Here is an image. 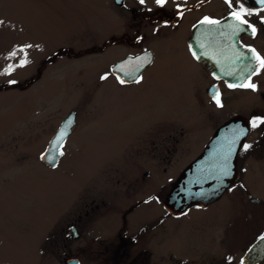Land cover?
<instances>
[{"label": "rangeland", "instance_id": "1", "mask_svg": "<svg viewBox=\"0 0 264 264\" xmlns=\"http://www.w3.org/2000/svg\"><path fill=\"white\" fill-rule=\"evenodd\" d=\"M188 5L196 9L176 19V9ZM227 6L225 0H168L163 8L155 0L144 4L125 0L123 8L112 0H0V21L4 22L0 25V87L36 78L26 88L0 90V264H64L66 258L76 256L79 246L75 240L66 241L65 231L77 216V191L97 180L103 165L123 158L128 142L146 128L162 126L163 139L173 125L182 127L188 152L178 149L177 156L185 155L189 161L200 152L213 125L203 120L205 109L194 98L197 89L206 87L208 76L192 57L186 40L201 15L222 17ZM163 16L167 25L161 23ZM257 18L264 19V13L253 20ZM140 20L144 22L141 29ZM127 25L133 28L130 34L124 30ZM136 27L144 34L139 44L131 41ZM125 36L130 37L129 45L121 43L101 52L91 48L101 47L107 37ZM27 44L33 45L27 49L30 63L11 75L2 74L23 55L10 59L9 53ZM142 48L155 53L142 84L118 88L111 80L98 79L107 64ZM60 50H71L73 56L60 54L53 59ZM256 107L263 110L264 103L258 99ZM71 111L78 115L76 127L58 166L49 169L41 163L40 154ZM133 143L130 147H138ZM130 151L128 159L133 163L137 152ZM113 185V191L118 189L115 181ZM148 187L157 189V184ZM146 209L142 207L130 223L146 219ZM195 215L199 226L205 213ZM93 230L88 222L87 238ZM169 233L173 235V229ZM213 236L207 227L200 238ZM230 242L229 252H234L236 243ZM82 263L93 261L85 257Z\"/></svg>", "mask_w": 264, "mask_h": 264}, {"label": "flooded vegetation", "instance_id": "2", "mask_svg": "<svg viewBox=\"0 0 264 264\" xmlns=\"http://www.w3.org/2000/svg\"><path fill=\"white\" fill-rule=\"evenodd\" d=\"M189 6L177 8L174 14L176 19L183 17V15L178 16V12L185 13L196 9V6ZM245 6L254 10L264 8L254 4L253 0H248ZM230 11L227 6L222 17L203 14L197 20L196 26L205 16L228 23ZM260 13L264 11H259ZM255 16L258 15L246 17L257 28L255 37L250 31L242 32L238 38L237 48L244 51L245 49L240 48L239 45L250 46L264 56V23L261 22L262 18L253 20ZM150 21H154L153 17ZM161 23L168 24L165 16ZM174 23L173 21V25ZM143 25L144 22L140 20L139 28L141 29ZM139 28L136 27L137 31L135 29L133 32L136 36L130 39L134 44L142 43L141 36L144 34ZM124 30L130 34L133 28L127 25ZM192 30L186 40L187 47ZM149 34L154 35L152 32ZM158 34L160 31L156 35ZM129 38V36L107 37L101 47L91 48L92 50L98 48L93 51L101 52L121 43L129 45ZM221 45H224V42ZM146 49L150 48H142L135 53L127 52L116 58L115 62L107 64L106 71L101 72L98 79L101 80V76L107 74L108 78L101 81L111 80V85L118 88L142 84L145 81V72L153 66V63L142 72L143 79L138 84L128 77H123V73L116 68H112L115 65L113 63ZM60 54L73 56L71 50H60L53 59ZM196 61L203 67L208 81L205 88L202 86V90H196L194 100L204 107L205 110L201 114H204L203 120L213 125L212 131L202 143L200 152L186 161L187 159L183 158L185 155L177 156L178 149L183 148L185 153L188 152L185 149L188 145L182 127L173 125V128L169 129L172 131L162 139L164 132L162 126H150L128 142V147L124 151L126 155L123 158L116 159L109 165H103L97 180L86 182L80 187L76 195L77 216L74 223L66 226L65 236L66 241L77 242L79 249L75 251L76 256L70 257L78 258L81 264L85 257L93 261V264H241L242 260L244 264H264V242H259V237L264 235V125L250 129L249 133L240 140L235 158L237 178L217 199L207 204H191L180 213H172L164 207L172 185L174 186L180 174L203 152L217 130L234 120L233 125L225 127L220 133L222 140L225 141V138L231 135V129L237 125L248 128L249 121L253 117L264 118V109L258 110L256 107L258 99L264 103V70L252 77V81L257 85L255 92L243 88L229 89L227 83L237 81L231 76L217 80L214 73L209 70L215 68L216 74H220V69L214 60ZM121 75L128 81L123 85L116 78ZM213 85L219 89L223 107H217L210 95L209 90ZM138 137L141 138L137 140ZM131 142H134L131 146L138 147H130ZM141 143L143 144L139 146ZM245 143L252 145L247 152L242 151ZM131 149H134L135 154L137 152L133 163L128 159ZM139 149L142 151H136ZM179 165L184 167L178 169ZM163 177H168L165 180L168 183L162 188ZM113 181L118 187L114 191ZM153 182H156L157 189L148 187ZM142 207L147 208L148 217L131 224L130 218ZM199 212L205 215L198 226L196 224L198 215L195 214ZM88 222L94 229L93 235L89 238L84 231ZM94 223H98L96 227ZM207 227L212 228L213 238H200ZM72 228L78 235L70 234ZM172 229L173 235L169 233ZM232 240L236 243V249L234 252H229ZM54 247L57 251L60 250L57 242H54ZM58 255L66 254L58 253Z\"/></svg>", "mask_w": 264, "mask_h": 264}, {"label": "snow or ice", "instance_id": "3", "mask_svg": "<svg viewBox=\"0 0 264 264\" xmlns=\"http://www.w3.org/2000/svg\"><path fill=\"white\" fill-rule=\"evenodd\" d=\"M144 2L145 0H140L141 4H144ZM155 2L159 7L163 8L167 4L168 0H155ZM255 2L264 6V0H255ZM225 3L231 9L229 14L230 22L222 23L221 20L205 16L201 21H199V25L206 27L201 30L200 36L197 37V46L201 49V51L198 54L195 50H193V46L191 44L189 45V50L191 51L193 58L197 60L202 57H207L215 61L216 65L220 69L219 75L214 73L217 80L222 77H233L237 82L227 83V87L229 89L243 88L255 92L257 90V85L252 81V77L259 75L260 72L264 70V56H262L255 48L250 46L239 45L240 48L245 49L244 51H240L237 48V43L239 35L242 32L250 31L252 36L255 37L257 28L252 25L246 17L254 14L259 15V11H264V8H261L260 10L249 9L245 6L243 0H235V6L234 0H225ZM179 14L183 15V12L180 11ZM261 22L264 23V19H262ZM3 23V21H0V25ZM221 40L226 43L221 45ZM32 47L33 45L27 44L10 52V59L17 57L18 53H22L23 55L17 64H9L2 74L11 75L17 68H22L29 64L30 61L28 59L27 49ZM213 48L216 50L215 54L210 53V49ZM217 55L222 56V59H217ZM151 62V55L146 53L144 56L136 57L131 63L126 62L117 65V70L120 73H123V77H128L132 82L138 84L143 79L141 70L145 67V65H148ZM107 78V74L101 76V80H105ZM116 78L122 85L128 82L121 76H117ZM9 83L16 84L17 81L10 80ZM209 92L216 106L223 107L219 89L213 85ZM73 122L74 121L72 119L65 121L64 127L61 128L55 139L50 143L48 150L41 155V159L47 160L53 167L56 166L58 157L65 155L63 151L64 141L69 135V130ZM262 125H264V118L253 117L249 121L248 128L237 125L235 128L231 129V135L225 138V142L221 144L210 157L209 167L201 169V172L206 173V175L202 178H197L193 181V183L201 184L202 180L207 181L211 178L212 180L218 181L219 185L222 186L224 180L226 178H230L233 174L232 157L235 154L240 140L249 133L250 129H255ZM251 147L252 145L245 143L242 146V151L247 152ZM195 195L199 196L202 195V193H195ZM70 234L78 235L74 229L70 232ZM259 242H264V235L259 237ZM241 264H244L243 260L241 261Z\"/></svg>", "mask_w": 264, "mask_h": 264}, {"label": "water", "instance_id": "4", "mask_svg": "<svg viewBox=\"0 0 264 264\" xmlns=\"http://www.w3.org/2000/svg\"><path fill=\"white\" fill-rule=\"evenodd\" d=\"M114 2L118 6H123V4H124V0H114ZM204 27L205 26H201L198 24L195 27V29L193 30L192 36L189 38V45L191 44L193 46V50H195L198 54L201 51V49H199V47L197 46V44H198L197 37L200 36L201 30ZM222 42H224V44L226 43L225 41L221 40V43ZM146 53L151 55V59L153 61V52L151 50H147V51H145L139 55L126 57L124 60L116 63V65L113 69H115V68L117 69V65H120L122 63H126V62L131 63L132 61L135 60L136 57L144 56ZM210 53L215 54V50L210 49ZM221 58H222L221 56L217 55V59H221ZM207 59H210V58L202 57L201 59H199V61L204 62ZM150 64L145 65V67L141 71L143 72V70H145ZM209 70L212 73H215V74L217 73V69H215V68H209ZM121 77H122V75H121ZM74 118H75V114L71 113L65 121H67L68 119H72L74 121ZM65 121L59 127L58 131L56 132V134L52 138L51 142L55 139V137L57 136V134L61 130V128L64 127ZM233 123H234V120L228 122L225 126L221 127L219 130H217L215 132V134L213 135V137L211 138V141L207 145L206 149L203 151V153L197 159H195V161H193L180 174V176L176 180L175 185L172 186L171 190L167 194L166 200L164 202V207L168 211H170L172 213L173 212L180 213V212L184 211L185 209H187L193 203H199V204L210 203L213 200L217 199L219 197V195L235 181V179L237 178V173L235 170V166H236L235 158H236L239 146H237L235 154L232 158V173L233 174L230 178H226L224 180V183L222 186L219 185L218 181L212 180L211 178H209L207 181L202 180L201 184H194L193 183V181L196 180L197 178H202L204 175H206V173L201 172V169L209 167L210 157L212 156L214 151L221 144H223L225 142L222 140V137L220 135L221 131H223V129L225 127H230L231 125H233ZM73 125H74V122L71 125V127ZM71 127L69 130V134L71 132ZM67 137H66V139H67ZM66 139H65V141H66ZM65 141H64V144H65ZM49 146H50V144H49ZM49 146L46 148V150L42 154H44L48 150ZM41 155H40V160L47 167L55 168L58 165L60 157H58V162H57L56 166L53 167L52 164H50L47 160H42ZM195 193H202V195L197 196V195H195ZM72 230H73V228H72ZM77 262H78V264H80V261L77 258H68L64 261L65 264H77Z\"/></svg>", "mask_w": 264, "mask_h": 264}]
</instances>
